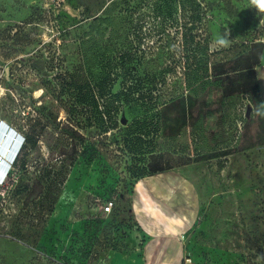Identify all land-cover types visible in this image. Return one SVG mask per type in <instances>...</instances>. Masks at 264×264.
<instances>
[{
    "label": "rangeland",
    "instance_id": "374dc122",
    "mask_svg": "<svg viewBox=\"0 0 264 264\" xmlns=\"http://www.w3.org/2000/svg\"><path fill=\"white\" fill-rule=\"evenodd\" d=\"M221 36L228 46L215 43ZM261 44L264 10L252 0H0V118L9 124L0 129V150L14 148L23 133L38 135L0 182V264H94L96 255L109 251L104 237H94L87 226L102 215L97 197L111 196L114 216L126 220L136 181L131 170L148 169L155 159L165 166L191 161L180 165L199 197L198 219L184 237L190 264H264L260 97L216 96L211 77L189 85L200 59H208L209 68L228 59L234 69ZM120 53L131 56L133 78L119 68L113 74L110 57ZM167 65L172 72L161 75ZM102 77L108 86L100 97L92 87ZM125 77L135 97L142 94L151 104L180 100L160 120L153 117L159 130L148 125L151 143L138 144L137 152L124 145L135 127L127 125L150 115L119 112L102 125L79 99L86 93L87 103L97 94L101 107L114 105L111 93L124 87ZM184 106L193 114L183 115ZM73 129L77 134L67 145L64 133ZM23 162L27 171L20 169ZM20 181L22 193L10 198ZM31 212L44 222H24ZM27 227L36 233L25 236ZM127 241L125 250L132 245Z\"/></svg>",
    "mask_w": 264,
    "mask_h": 264
},
{
    "label": "trees",
    "instance_id": "16d2710c",
    "mask_svg": "<svg viewBox=\"0 0 264 264\" xmlns=\"http://www.w3.org/2000/svg\"><path fill=\"white\" fill-rule=\"evenodd\" d=\"M99 21H101L102 23H107V19L100 17L98 19ZM260 49L258 52H253V53H249L246 54L245 57H242V66H239L238 68H234V69H229V63H228V59H224L221 60L219 62H211V67L209 68L208 65L209 60L207 59L206 61H202V59H200V66L198 68H195L192 71L191 77H190V81H189V85H194L196 82H198L199 80L206 78V77H211L214 78V81L212 82H208V84L211 86L212 88V94L214 95H220V97H230L232 95H234L235 93H246V92H251V93H255V95L259 98L260 97V86H259V81L257 78V72L255 70V66L258 65L259 63H261L262 60V55L264 52V46L263 44L260 45ZM207 46L204 49V53H207ZM103 55V53H100ZM245 54V53H244ZM130 55H127V53H120L118 56L116 55H112V57L114 59V62L116 63V66L113 68V74L115 73V71L117 70V68L120 69V72H122V76H127L125 74H128V77L133 78V76L135 75L136 72H134V65L132 66V61H128V59L130 58ZM173 55H168V57H166L167 60L173 59ZM241 60V59H239ZM237 63V62H236ZM244 63V64H243ZM171 71V67L167 66H163L161 68V71H159V73H161V75H164V73H170ZM158 73V74H159ZM112 74V73H110ZM119 75V74H117ZM157 73L154 75L152 74V77H156ZM160 75V74H159ZM128 77L124 78V87L120 90L117 91L115 93H111V96H113L114 99V105L110 104L107 106L101 107V103L98 100L97 94H95L93 96V99L90 102L86 103V93L82 94L79 96L80 102L82 104H87V109H92L94 110V112L96 113L95 115L97 116V121L104 125L105 122H107V117L108 115H115L118 114L119 112H121V115H125V111H128V113L133 114V115H150L151 118L150 119H143L141 122L138 121V123H136V125H127V130H132V128L134 127V129L132 130V132L129 131V133H133L132 135H129V133L126 134V136L124 137V145L129 149H132V152H137L138 149H136V147H138V144H142L145 142L151 143V141H147L146 136L150 135L151 131L148 132L147 131V126L150 124L154 125V130L157 131L159 130L158 127V122L153 121V117L157 118V121L161 119L160 115H164L168 109L173 106L175 103H179L180 100L178 98L174 99L173 97L170 98L169 100H165V101H156L155 103H150L146 101V97H144V95L139 94L137 97H135V93H134V88L131 86L130 83H128ZM8 80V79H7ZM7 82V81H6ZM154 82H160V81H154ZM126 84V86H125ZM108 86L107 81L105 78H99L98 79V83H95V85H93V89L97 88V92L100 95V97H102V90L106 89V87ZM133 90V91H132ZM151 92L153 90V88L149 89ZM182 101H184V99H182ZM261 101V99H260ZM184 105V104H183ZM76 110V109H75ZM74 110V111H75ZM204 110V109H203ZM208 106L205 107V114L207 113ZM191 111V109H189V107H185L183 108V115H189V112ZM72 112H73V108H72ZM192 112V111H191ZM198 114H202V111H198ZM195 113V112H194ZM193 114V112H192ZM259 117L261 118L260 121H262L263 126H264V115L263 112L261 111L259 113ZM123 122L125 123V117H123ZM152 122V123H151ZM55 125L58 127L59 123H55ZM247 125V123H245V126ZM133 126V127H130ZM113 127H106V130H108L107 128H114ZM154 132V131H153ZM75 134H77V132L73 129V130H68L64 133V136H66L67 138V142L66 144L69 145L70 141H72L75 137ZM23 143L21 145V148L19 150V152L17 153L10 170L7 173V176L11 177L12 175V170L18 165L20 157L22 152L25 150V148L27 147H33L37 144L38 142V135L35 132H28V133H23ZM146 144V143H145ZM257 144V143H256ZM131 146V147H130ZM148 148V147H147ZM155 149L152 148L150 149L148 152H154ZM144 152V151H143ZM63 154H67V151H62ZM226 152H224L223 154H225ZM199 160V159H196ZM191 161L185 160V161H181L179 159H176V163L170 165V166H165L162 163L159 162V159H155L152 164L151 167L148 169H142V170H131V173H133V176L136 177V180L139 178H142L146 175L149 174H154L156 172H162L165 170H168L170 168L176 167V166H180L183 164H188ZM52 168V165H51ZM51 168L48 170L47 173H51ZM20 169L23 171H27V166H26V162H23L20 165ZM49 182H52V179H49ZM60 184L61 182H63V179L61 178L59 180ZM135 182V181H134ZM53 183V182H52ZM50 183V184H52ZM21 181L18 182L14 189L9 190L8 196L11 198L14 197V195L18 194V193H22L21 191ZM28 185H26L27 188ZM25 188V187H24ZM49 188V187H48ZM132 190V189H131ZM101 200V202H105L109 199L114 200L111 196H106L103 197V199L101 197H97ZM2 210V208H0V211ZM115 201H114V207L112 212L108 215V216H102V215H97L94 218L90 219L88 221V227H90V229H93V235L94 237L97 238H101V235L104 237V242L107 248H109L108 250H114V251H118V250H123V249H127V245L128 241L126 240L127 237L129 239V237L131 236V231L132 229L135 227L136 223L132 220V216L129 213L128 214V218L125 219H116L115 215ZM24 222L28 221L31 223V225H38L39 222H41L39 220V218L37 217V213L36 212H31L30 214H24V216L22 217ZM29 218V220H28ZM44 219H47V217H44ZM37 223H34V222ZM44 222V221H42ZM29 231V234H28ZM36 231L32 228H28L27 227V233L25 236L30 237L32 236V234H35ZM123 241V242H122ZM34 243V242H32ZM125 243V244H124ZM35 244V243H34ZM107 254H105L104 257H98L97 255L94 257L95 258V262L94 264H96L97 262L101 261L103 263H105V259ZM190 256V255H189Z\"/></svg>",
    "mask_w": 264,
    "mask_h": 264
},
{
    "label": "crops",
    "instance_id": "0c3cea01",
    "mask_svg": "<svg viewBox=\"0 0 264 264\" xmlns=\"http://www.w3.org/2000/svg\"><path fill=\"white\" fill-rule=\"evenodd\" d=\"M264 55V54H263ZM262 61L263 56H262ZM264 115V64L257 71ZM186 166H176L137 179L129 213L136 223L128 250H110L105 264H180L184 237L199 215V197Z\"/></svg>",
    "mask_w": 264,
    "mask_h": 264
},
{
    "label": "clouds",
    "instance_id": "9594fccd",
    "mask_svg": "<svg viewBox=\"0 0 264 264\" xmlns=\"http://www.w3.org/2000/svg\"><path fill=\"white\" fill-rule=\"evenodd\" d=\"M252 3L255 4L258 8H260L261 10H264V0H252ZM215 43L218 45V46H222V47H226L228 46L229 44V38L228 37H225V36H221V37H218L215 41ZM0 129H2V126H0ZM9 129V128H8ZM11 133L15 135V131H14V128L11 129ZM16 137H18L17 135H15ZM19 141V142H18ZM23 143V136L22 135H19V138L15 144V146L18 144L17 148L15 149V153L12 157V162L10 164H8V166L6 167V171L4 172L5 175L7 176V173L8 171L10 170L11 168V165L17 155V153L19 152L20 148H21V145ZM14 146V147H15ZM14 149V148H13ZM14 152V151H13ZM12 152V153H13ZM11 153V154H12ZM10 157V156H9ZM6 159V158H5ZM10 166V168L7 170V168ZM2 171V170H1Z\"/></svg>",
    "mask_w": 264,
    "mask_h": 264
},
{
    "label": "built area",
    "instance_id": "2783aa9c",
    "mask_svg": "<svg viewBox=\"0 0 264 264\" xmlns=\"http://www.w3.org/2000/svg\"><path fill=\"white\" fill-rule=\"evenodd\" d=\"M0 126H5L7 128L9 124L4 119L0 118ZM98 202L102 208V216H108L113 210L114 200L109 199L105 202H101V200L98 198ZM190 262H191V257L189 256V254L186 253V255L183 257L182 262L180 264H190ZM96 264H105V263L99 261Z\"/></svg>",
    "mask_w": 264,
    "mask_h": 264
},
{
    "label": "bare ground",
    "instance_id": "6f19581e",
    "mask_svg": "<svg viewBox=\"0 0 264 264\" xmlns=\"http://www.w3.org/2000/svg\"><path fill=\"white\" fill-rule=\"evenodd\" d=\"M3 132V131H2ZM4 137H5V135H4ZM12 137V136H11ZM14 138V137H13ZM3 139V138H2ZM14 142H15V140H14ZM13 142V143H14ZM19 142V141H18ZM1 146V145H0ZM13 146V145H12ZM17 146H18V144L14 147V149L12 148H10L9 147V149L10 150H8V148H6L8 151L6 152V151H4L2 148H3V146H1L2 148H1V150L4 152V159L3 160H5V158L6 157H8V156H10L11 155V153L13 152V151H15V149L17 148ZM1 150H0V152H1ZM7 163V161L5 160V161H0V182H2V180L4 179L3 178V176H5V173H4V169H5V164ZM2 170V171H1ZM8 170V169H7Z\"/></svg>",
    "mask_w": 264,
    "mask_h": 264
},
{
    "label": "water",
    "instance_id": "95a60500",
    "mask_svg": "<svg viewBox=\"0 0 264 264\" xmlns=\"http://www.w3.org/2000/svg\"><path fill=\"white\" fill-rule=\"evenodd\" d=\"M3 127H5V126H3ZM5 128H6V127H5ZM15 152H16V151H14V152L10 155L9 158H6V159H5V160L7 161V163L5 164L4 172L6 171V167L8 166V164H10V163L12 162V157H13V155H14Z\"/></svg>",
    "mask_w": 264,
    "mask_h": 264
}]
</instances>
